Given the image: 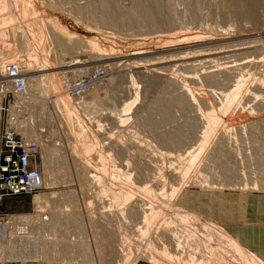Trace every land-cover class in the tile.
Wrapping results in <instances>:
<instances>
[{
  "label": "rangeland",
  "instance_id": "374dc122",
  "mask_svg": "<svg viewBox=\"0 0 264 264\" xmlns=\"http://www.w3.org/2000/svg\"><path fill=\"white\" fill-rule=\"evenodd\" d=\"M30 1L36 5L37 9L38 6L40 7V14L47 15L51 21L59 23L76 37L97 41V44L102 46H99L102 50L111 51V56L94 59L87 52H82L86 49L81 43L79 46L77 43H71L70 50L68 49L70 52L65 59V63H69L70 66L71 62L76 60L82 63L80 68H85L87 71L92 70L89 74H86L88 72L83 73L82 77L90 78L93 73L105 69L107 83L97 91V93L99 92L102 95L99 101V105H101H98V108L101 110L96 111L97 113L94 116L92 115L93 117L86 116L85 113H81L78 109L75 111L78 116L77 121L71 118L70 120L65 119L60 109H54V100L57 101L55 99L57 95L50 90L48 94H45V97L44 93L39 92L38 88V91H30V99L28 96L24 98V107L17 109L12 107L9 112L10 115H7L8 117L5 116L2 122H0V151L3 145V140L1 139L3 130L6 126H9L7 122L11 121L10 123L14 124V130L21 138L24 133L27 142L35 143L38 146L40 158L37 167L41 172V176L43 175L42 179L47 181V184L43 185L42 190L36 194L20 196L10 200L3 199L0 213H7L9 216H11L10 214L14 216L17 214L29 215V217L33 216L34 220L30 222V231L34 229V232L30 233L29 236V239H32L31 241L33 242L16 244L12 250V254H15V257H12L11 252L4 251V248L0 250V264L17 262L21 264H84L86 257H82L81 254L77 255L74 252V248L76 247L75 250H77L79 246H81V248H78L79 250L88 251L87 264H117L121 259L120 257L127 252L123 250L125 253H121V249L125 247L130 252V262L136 259L135 264L138 262L159 264L145 257V252L149 250H158L160 252L165 249L173 256H178L175 254V250H178L177 252L185 260L187 259L188 251L191 255L196 254L198 257H201L199 251L186 246L184 243L183 234L180 231H182L181 227L185 225L194 228L197 234L201 236L206 235L207 231H211L212 236H214L213 238L222 233L229 236L243 252H248L240 246L238 239L230 235L219 222L205 217L201 212L196 210L195 200H201L204 193H234L233 197L235 199L229 201L230 208L244 210L247 195L251 193H264V166L262 167L256 159L261 153L264 155V108L255 105L258 101L255 103H253L254 101L247 102L245 100L247 97H244L245 99L241 98L240 104L244 102L243 105L245 106L241 105L240 107V105L236 104V107L232 108L233 111L231 108H228L227 111H223L222 109L225 105L222 96L227 95L232 90L231 87L236 81V78L233 77H236L239 73L243 74V72L246 74L247 71L250 77L246 87L250 90L252 89L255 96L264 100V91L263 93H259L256 88L254 89L255 85H257L255 83L258 81L264 85V0H245V3L249 4L250 9L247 16L243 14L239 15V13H242L240 10L239 13H236L238 11V4L234 3L237 0H171L172 3L166 0L171 4L169 7L165 0H158V2L157 0H149L151 2L154 1V4L157 2L158 5L156 4V7L160 9L159 14L162 15V19L165 20L167 18L169 20L167 25L153 29L146 25L139 28L136 24L120 29L119 22L111 23L110 26H102L97 21L96 24H93L91 20L94 19H91L90 16L85 17L81 12L82 9L93 7V5L96 7L99 0ZM132 2L133 0H117L118 4L116 3V5L124 11L130 9ZM45 3L55 4L56 6L54 7L53 5V8L51 6L47 7ZM239 4L241 7L240 0ZM99 8L97 9L99 10ZM98 10L97 14L101 16L100 10ZM90 11L93 14L94 11L91 8ZM6 13L9 14L8 12ZM19 22L18 19L14 21L15 24ZM9 34L6 36L10 37L11 35ZM7 37L4 36V38ZM240 44L243 46L241 47ZM6 46L17 51L24 48V45L20 41L10 38L9 41H6ZM53 46H50L51 59L57 53L56 47H54L56 50L52 51ZM2 47L3 43L0 41V48ZM2 52L0 51V54ZM36 56L39 58L37 54ZM242 60L246 63H251L250 61H252V65L262 60L259 64H262L263 67L259 66V64L255 66L250 65L243 68L244 71L241 69L242 72H239L241 70L238 72L233 71L235 73L233 75L235 76L232 77L230 75L229 79H225L221 75V80L219 78L220 75H217L218 80H215V84L217 81L219 82L216 85H212V81H205L202 77L201 73L204 71L203 69L206 70L203 74L207 73L208 68L211 66L210 63H212V69L210 68L209 72H216L214 71L215 68L219 72L222 70V67L226 69L239 66V62L244 63ZM33 63L37 62L34 60ZM184 64H188L189 66H185ZM231 64L236 65L229 67L228 65ZM31 65L36 66L37 64ZM218 67L221 70L219 69L218 71ZM71 68L65 69L59 66L54 71L62 72L61 76L64 78L66 77H63V73L66 75L65 71L68 70L71 74L74 73L73 68L69 70ZM54 71L40 72L26 76V78H37L42 74ZM183 75H185L183 78L194 76L196 78L195 83L192 81L188 82V78H185L188 80L183 79ZM71 79L73 80V78ZM171 79L175 80L171 81ZM63 80L66 81L65 79ZM37 81L39 80H34L33 84L40 85ZM65 83L68 88V94H66L71 98L69 86L67 82ZM66 87L63 89L64 92H67ZM185 90L187 95L189 94L188 96L195 102V106L192 108L187 106L184 109L172 106V109L169 111L171 116L168 119V124L166 121L165 123L162 122L160 113L157 114L156 112V110H159L157 108L160 107L157 105L160 102L159 99L161 97L169 99L170 97H178ZM49 93H53V95H49ZM12 101L5 99V102L1 103L6 107ZM70 102L73 104L72 98ZM255 106L258 108H255ZM12 109L18 111V114L15 117L13 116V118L11 117ZM199 113L201 114L199 116L201 118L198 117ZM211 113L214 115H211ZM207 114L212 117L216 115V119L222 122L220 126L225 124L224 126L227 128L226 132H228L227 135L230 137V140L227 141L228 143L224 142V146L227 149L231 148L237 154L235 156L232 152L231 168L236 175L238 174L236 177H239V179H236L235 176V182L233 177L231 178L233 182L230 181V178L225 179L219 167L216 164H211L208 169H202L197 175H194L195 179L190 175L192 176V180L188 178L185 181L187 186L190 180L192 184L193 182L195 183L191 184L192 187L188 188L184 186L186 185L185 182L183 184L181 181L168 178L167 176L172 171H170L171 167L172 169H177V167L180 169L182 167L175 160L177 155H182L183 158L186 151L194 152L198 149L197 147L201 140L199 136L202 135L199 133L205 127V124L201 121H203L202 118L205 115L204 119H207ZM149 118L153 122H159V124L156 122L158 124L156 126L159 128H156L157 130H154V132L160 135V137L156 138L158 135L152 131L153 129H151V134L148 133V129L150 128L144 127L145 120H149ZM162 120L164 121V119ZM245 126L248 127L245 129ZM27 128H31L29 134L26 131ZM73 129L83 130L91 141L95 142V144H92L93 146L91 145L88 154L85 153L82 156L79 152L81 155L77 154L78 156H75L70 152L72 145L75 143V140L69 136ZM219 129L221 128L219 127ZM178 130H180L179 133L183 131L185 134L182 133V138L185 136V139H181V141H184L183 143H171L172 146L169 143L161 141L160 138L163 137L161 135L169 132L167 135L169 136L171 132H178ZM240 130H244V132H239ZM132 138L137 139L135 145L130 144ZM158 138L160 141H158ZM218 140L219 137L212 139L211 142L214 141L213 143L215 144ZM211 142L207 146L212 144L213 146L210 147L212 151L214 144ZM164 143L165 145H163ZM207 146H205V149H207ZM45 149L52 152H45ZM205 149V154L202 151L203 156H199L196 164L205 163L203 159L209 153H206L207 150ZM47 156L48 159H46ZM63 156L64 162L70 166L68 170H63L61 163L58 162ZM51 157L56 161L50 162L49 159ZM138 162L141 164L137 165L139 164ZM76 164L90 165L91 167L86 165L89 169L86 172H90L91 175L94 173L100 181L91 182L85 179L83 175L86 172H78L80 168L77 169V167L73 166ZM198 168L200 167L197 165L196 169L198 170ZM137 170L142 171L140 173ZM109 171H111L110 174ZM158 173H162L161 176L164 177L167 185L165 189L159 188L155 192L158 195L162 191L164 195L155 201L156 197L152 198L153 195L135 192L131 194L132 200L130 204L141 209L148 204L150 205L151 202H153V204L151 203L153 207L158 205L157 223L169 224L172 232L175 230L182 236L180 242L184 246L178 248L175 247L172 240L162 242L161 240L151 239L150 237H153L151 232H147L149 237H142L140 232L144 228L143 218L141 221L131 219L130 222L127 219V206H130V204L125 202L124 193L127 191V186L124 176L130 177L132 184L137 187L143 185L147 180H151L150 183L148 182V186L154 190L158 187L154 182V179H157L156 176H159ZM239 175H241V179ZM51 193L55 196L54 198L51 197ZM64 196L73 197L75 202L70 205L64 204L62 202ZM147 216L150 217L151 214L147 213ZM178 217L184 218L187 223L184 224L179 220H175ZM58 218L61 220L60 224L57 223L58 226L45 225V223L53 222L58 220ZM73 218H75V222L80 224L81 229H76L73 226V228L71 226L68 227L66 226L67 224H64L67 219L70 221L69 219ZM173 221L174 223L170 224ZM18 222L21 223V221ZM72 224L70 222L69 225ZM42 226L44 229L41 228ZM214 231L217 232L214 233ZM106 233L110 234V238L107 241L104 240L103 236ZM122 235L127 237L121 239ZM34 241H36V244ZM124 242L126 245H124ZM190 244L196 247V243L193 241ZM57 247L60 250L70 248L68 250L72 254L70 253L69 256L67 252V259L64 256L59 258L56 252H54V250L58 249ZM200 247L201 245L197 248ZM42 249H45L46 255L44 257L40 256L42 255ZM7 258H11L10 261ZM160 264L164 263L160 262Z\"/></svg>",
  "mask_w": 264,
  "mask_h": 264
},
{
  "label": "bare ground",
  "instance_id": "6f19581e",
  "mask_svg": "<svg viewBox=\"0 0 264 264\" xmlns=\"http://www.w3.org/2000/svg\"><path fill=\"white\" fill-rule=\"evenodd\" d=\"M148 1L149 0H133V2L131 3L130 9L122 11L116 5L117 0H99L98 5L100 8L97 7L98 5H96V7L99 8L101 16H99V14H97L98 9L94 5H93V7L92 6L90 7L94 11L93 14L90 11L89 7L82 9L81 13L83 15H85V17L90 16L91 19L93 18L95 20V21L91 20V22L93 24H96V21H97V22H100L102 26H105V25L110 26L111 23H118L119 22L120 29L125 28V26L130 27V25H133V24L138 25L139 28L141 26H145V25L150 26V27H152V29L167 25L169 23V20L167 18H165V20L162 19L163 18L162 15L159 14L160 9H158V7H156V4L158 5V3H157L158 0H157L156 4H154L155 3L154 1L153 2H151V1L148 2ZM169 1H171V0H169ZM167 3H166V5H167ZM169 3H172V1ZM169 3H168V7H169V5H171ZM240 3H241V7L239 4V0H237L234 3V4H238V6H237L238 11L236 13H239V10H240V12H242V13L241 14L239 13V15L243 14L244 16H247L250 12L249 11L250 10L249 4H246L245 0H240ZM163 4H165V3L163 2ZM53 5H54V7L56 6L55 4L51 5L49 3H47L45 6H47V7L51 6L53 8ZM51 7H49V8H51ZM39 8L40 7L38 6V9H37L36 5L32 4V2L30 0H0V41H2V43H3V47L0 48V51H3L0 54V97H1L0 98L1 99L0 100V122H2V120L4 119L5 116L10 115L9 112H10V109L12 107H15L16 109L24 107L25 106V101H23L24 98H26V96H28L30 99V95H29L30 91H38V88H39V92H43L45 97H46L45 94L46 93L48 94V92L50 90L55 95H57L55 97V99H57V101L53 99L54 103H55L54 109H57V110L60 109L61 112L63 113V116L65 119L70 120V118H71L72 120L77 121L78 116L75 113V111H77L78 109L81 113L82 112L85 113L86 116H89V117L92 115L94 116L95 113H97L98 111L101 110L98 107L101 105V104L99 105V101L101 100L102 95L99 94V92L97 93V91L99 88L105 86L107 83V81L105 79V77H106L105 69L103 68L104 74L100 75V77H99V79L101 80L100 82L99 81L96 82L90 78H86L85 76L82 77L83 73L88 72L86 74H89L90 72H92V70L87 71L85 68H83V69L80 68V65L82 64L80 61L73 60L71 62V66L74 69V71H73L74 73L71 74L67 70V71H65L66 75H64V73H63V77L66 76L64 78H62V76H61L62 72H55L54 70L58 69L59 66L64 67L65 69H68L69 67L71 68L69 63H65V59L67 58V56L70 52L69 48L71 47V45H70L71 43L72 44L77 43L78 46L81 43V45L86 49L82 52L83 53L87 52L94 59L95 58L99 59L100 57L105 58V57L111 56L110 55L111 51L102 50V48H100L102 46L98 45L97 41H95L93 39L87 40L85 38L82 39V38L76 37L75 35L70 33L68 30H66L64 27H62L59 23H56L55 21H51V19H49L47 15L44 16V15L40 14L41 12H40ZM43 10H44V8H43ZM6 12H8L9 14H7ZM192 12L194 13L193 10H192ZM244 16H243V18H245ZM17 19L20 22L18 24H15L14 21ZM5 30H7L10 34L7 31H6L7 32L6 33ZM8 34L11 36L7 37L6 35H8ZM4 36L7 38H4ZM9 38L12 40L20 41V43H22L24 45L23 50L17 51L14 49H10L8 46H6V41L7 40L9 41ZM52 45H54L52 51L56 50V49H54V47L57 48V50H56L57 53L53 59H51L52 57H50L52 55V54H50L51 53L50 49H51ZM237 45H239V44H237ZM244 45H246V44L244 43ZM240 46H241V44H240ZM251 46H253V45H251ZM250 49L252 50V48H250ZM52 53L54 54V52H52ZM112 53H113V51H112ZM36 54L39 56V58L36 56ZM34 60L37 63H33ZM240 60H241V58H240ZM260 61H262V60H260ZM250 62L251 63L239 62V64H240V65L238 64L239 66H235L234 68H232V67L226 68V69H223V67H222V70L218 67V71H219V69L221 70L219 72H217V70L214 66H213L215 68L214 71H216V72H213L211 70H210L211 72H209V69L212 66V63H210L211 66H210V68H208V72L207 73L205 72V74H203V72L206 71L205 69H203L204 71H202L201 74H202V77L204 78L205 81L207 80L209 82H211V81L214 82V83L211 82V84L213 85V84H215V80L216 79L218 80L217 75H220L219 78L221 77V75H223V78L229 79L228 77H230V75H232V77L235 76V75H233V73H234L233 71L238 72L239 70L246 68V67H249L250 65L255 66V65L259 64V62H257V63L252 65V61H250ZM31 64H37V65L32 66ZM184 65L187 66L188 64H184ZM234 65H236V64H233V65L231 64L228 66L230 67V66H234ZM196 66H198V65H196ZM259 66L263 67L262 64L261 65L259 64ZM256 67H258V66H256ZM11 68H14V69L12 70ZM72 68L69 70H72ZM48 71H54V72L42 74L40 77H37V78H34V77L26 78V76L38 74L40 72H48ZM243 71H244V69H243ZM239 72H242V70ZM247 73H248V71H247ZM247 73L246 74L244 72H243V74L239 73V74H237L236 77H233V78H236L235 79L236 81L233 80V81H235V83L231 87L232 90L230 91V93H228L227 95L224 94L225 96H222L223 93L221 94V96L223 97V100H224V104H225L222 108L223 111L224 110L227 111L228 108L232 109L236 104L238 106L240 105V107H241V105H243L244 102H241L242 104H240V100H241V98L245 99L246 97L247 98L245 100L247 102H253L254 101L253 103H255L256 101H258V103L255 105L264 108V100L261 98H258V96H255L253 93V90L252 89L250 90L246 87L247 81L250 77V75H248ZM184 76L185 75H183L182 78ZM192 77H194V76H192ZM192 77L186 76L185 78H188L189 80L185 79V78H183V79L188 80V82L192 81L195 83L196 78L195 77L192 78ZM71 78H73V80ZM63 79H65L66 81H64ZM34 80H39L37 82H39L40 85H34L33 84ZM174 80L171 79V81H174ZM18 81H21V82L18 83ZM65 82H67V85L69 86V94H71L73 104L70 102L71 98L69 97V95H67L68 94V88L66 87ZM218 82L219 81H217V83ZM255 84H257V85H255L256 87H254V89L256 88V90H258L259 93H263L264 85L260 81L256 82ZM209 85H210V83H209ZM65 87L67 88V90H66L67 92H64V90H63ZM93 90H95V91H93ZM53 93H51V94L53 95ZM51 94L49 93V95H51ZM188 95H187V92L185 90V91H183V93L181 95H179L180 97L179 96L178 97L176 96L174 98L170 97V99L167 97H165V98L161 97L159 99L160 100L159 104L157 103V105L160 106L157 108L159 110H156L157 114L160 113L159 115H161L163 117L162 118L160 116L161 121L164 123L166 121L168 124V122H169L168 119H170V116H171L169 111H170V109H172L171 108L172 106L173 107L177 106L180 109L181 108L184 109L187 106L191 107V108L194 107L195 102ZM51 97H54V96H51ZM5 99L7 101L13 100L14 103H13V101H12V103L9 102L8 106L5 107L1 103V102H5ZM157 102H158V100H157ZM243 106H245V105H243ZM239 108H238V110H239ZM255 108H258V107L255 106ZM16 109L11 110L12 111L11 112L12 118H13V116L15 117V115L18 114V111ZM232 111H233V109H232ZM245 111H246V108H245ZM41 112H42V110H41ZM212 114L213 113H211V115ZM211 115L207 114V119H204L206 117V115H205V117L203 116L204 118H202L203 121H201V122L203 124H205L204 125L205 127H204V130L201 133H199L202 135L199 136V139H201V140L199 142V146L197 147L198 149H196V151H194V152L193 151L192 152L186 151V153L184 154L185 156L183 158H182V155H177L175 160L179 163L180 166L182 165L183 168L181 167L179 169L176 166L178 171L180 170V172H178L177 169H175V168L172 169V167L170 166L171 167L170 171L171 170L172 171L169 172V174L167 176L168 178L179 180L184 184V182L187 181L188 178H191L192 176L194 178L195 177L194 175H197L200 172V170L208 169L211 164H213V165L216 164L219 167V170L225 176V179L230 178V181H232L234 179V182H235V178L239 179V177H236V176H238V174L236 175V173H234V171L231 168V166H232V161H231L232 158L231 157H232V154L234 153V150L232 151L231 148L227 149L224 146V142L226 143L228 140H230V137H228V135H227L228 132H226L227 128H226V126H224L225 124L220 126V123H222V122L219 121L218 119H216L217 118L216 115H215V117L214 116L212 117ZM199 116H201L200 113H199L198 117ZM199 118H201V117H199ZM162 119H164V121ZM196 119H198V118H196ZM145 121H146V123H145L146 126L144 125V127L150 128V129L147 128L150 132L146 129L148 131V133L152 134V131L154 132V130H157L156 128H159V127H157L159 122L156 121L158 123L157 124L156 122H153L152 119H150V118H149V120H145ZM10 122L11 121L7 122V125H9V126H6L4 128L1 139L3 140V138L4 139L9 138V139H12V141L14 143H16V141H15L16 139L20 140L26 148L25 149L26 153L29 155L28 167H30L31 169L36 170L38 172L37 164H39V158H40V153H39L40 151H39L38 146L35 143H31L29 141L27 142V140H25L24 133H23L22 138H21V136L14 130V128H15L14 124L12 125ZM263 123H264V121H263ZM188 126H189V124H188ZM219 127L221 129H219ZM238 127H239V125H238ZM240 127H241V125H240ZM246 127H248V126H245V129H246ZM190 128L192 129V127H190ZM249 128L251 129V127H249ZM30 129L31 128H27V130H26V131H28V134H29V131H31ZM151 129H153V130L151 131ZM202 129H203V127H202ZM252 129H254V128H252ZM180 130H178V132H175V131L171 132L170 133L171 135L169 134V136H167L169 132H167V134L166 133L164 134L165 137H164V135H161V137L163 136L162 138H160L161 141L165 142V143H169V144H171V143L172 144H179L180 142L183 143L184 141H181V139H185L184 138L185 136L182 138V135L184 134V132L182 131V132H180L181 133L180 134L179 133ZM242 131L244 132V130H242ZM242 131L240 130L239 132H242ZM237 132H238V130H237ZM188 133H190V132H188ZM156 135H158V134H156ZM69 136H71L73 138V140H75V143L72 145V148L70 150V152H72L75 156L77 154H79V155L82 154V156H83V154L85 155V153L88 154V152L90 151L91 145L95 144V142L91 141V139L87 136L86 132H84L83 130H80V129H73L70 132ZM216 136H217V138L219 137V140H221V141L218 140L214 144L213 143L214 141L213 142H211V141L214 138L217 139ZM157 137H160V135L156 136V138ZM160 139L158 138V141H160ZM136 140H137L136 138H134V139L132 138L130 141V144L135 145ZM209 142L214 144V147H212V151H211L210 147L213 145L212 144H210V146L208 145L209 148L207 146V144ZM165 143L163 145H165ZM30 146H34V147L30 149L29 148ZM167 146H169V145H167ZM205 146H207V149H205ZM122 148H123V146H122ZM204 149L207 150L206 153L209 152L208 155L205 156L206 157L205 159H203L204 157L202 158L205 163L201 164L202 163L201 162L199 164H196L198 162L197 160H198L199 156L200 155L203 156L202 151L205 154ZM208 149H210V150L208 151ZM2 150H3V145L1 147V151ZM136 150H138V149L136 148ZM44 151L48 152V153L52 152L51 150L46 151V149ZM123 151H124V149H123ZM140 153H138V154H140ZM136 155H137V153H136ZM234 155L236 156L237 154L234 153ZM262 155L263 154L261 153L260 155H258V158H256V159H257V162L260 163L261 166L263 167L264 166V157H263L264 155L263 156ZM0 157H2L1 154H0ZM46 159H48V156L46 157ZM49 160H50V162H54L55 159L53 157H51ZM57 160H59V159H57ZM64 161H65L64 156L60 158V161H58L59 163H61V167L63 168V170L64 169L68 170V168L70 169L69 164L64 162ZM199 161H200V159H199ZM140 164L141 163H139L137 165H140ZM86 165L84 166V165H77L76 164L73 166L77 167V169L80 168V171L76 170L78 172H81V171L86 172L87 170L89 171L87 166L91 167L90 165H87V166ZM197 165H198V167H200V168H198V170L196 169ZM200 165H203V166H200ZM172 166H174V165H172ZM137 171H139L141 173L142 170H137ZM110 172L111 171H109V174H110ZM139 172H137V173L139 174ZM263 173H264V171H263ZM87 174H89V175H87ZM93 174L91 175L90 172H86L85 175H83V176L85 177V179H88L91 182L92 181L93 182H99L100 180L97 178V176H95V174L94 175ZM158 174H159V176L158 177L156 176L157 179H154L155 180L154 182L157 184L158 187H157V189H154V190L150 186H148V182L150 183L151 180H147L146 182L143 183V185L137 187V186H134L132 184V180L130 179V177L128 178V177L124 176V178L126 179V186H127L126 187L127 191L124 193L125 202L130 204V202L132 200L131 194L135 193V192L153 195L152 198L156 197L154 199L155 201L158 198H160L161 196H163L164 192L161 191L160 193H158V195L155 192V191H158L159 188L165 189L166 185H167V183L164 180V177L161 176L162 173L161 174L158 173ZM190 175H192V176H190ZM42 176H41V172L39 170L38 176H37L38 182L37 183L33 182L35 184L30 183L29 186H27L28 189H26L25 193H19L18 192V194H16L15 196L11 195V196L0 197V206L2 207L3 198L5 200L6 199L10 200V199L18 198L20 196L33 195L34 193L36 194L39 191H41L43 188V185L47 184V181L42 179ZM64 176H65V174H64ZM234 176H235V178H234ZM239 176L241 179V175H239ZM153 177L155 178V176H153ZM232 177H233V179H231ZM191 180H192V178H191ZM191 180H190V183L188 184V186H187L186 182H185L186 185H184V186H187L188 188L192 187L191 186V184H192ZM188 182H189V180H188ZM194 183L195 182H193V184ZM116 185H118V184H116ZM118 186H120V185H118ZM187 187H185V188H187ZM51 195H52L51 196L52 198L55 197L53 195V193H51ZM136 195H138V194H136ZM139 195H141V194H139ZM62 202L66 205H70V204L75 202V199H73V197H70V196H64L62 199ZM149 203H150V201H149ZM151 203L153 204V202H151ZM151 203H150V205L148 204V205L144 206V208H142V209L134 206L133 204H130V206L128 205L127 206L128 207V210H127L128 221L130 222L131 219L141 221V219L143 218L144 228L140 232V235L142 237H145V236L149 237L147 232H151L153 235V237H150L151 239H155L158 241L161 240L162 242L163 241L169 242L172 240L173 244H175V247H177V248L184 246L180 242V240H182V236L179 235L175 230H173L174 232H172L171 227H169V224L157 223V215H158L157 211L159 209L158 208L159 206L157 205L158 207L157 206L153 207L151 205ZM19 205H21V204L19 203ZM154 206H155V204H154ZM147 213H150L151 216L148 217ZM10 215L11 216H9V214H7V213H2V212L0 213V250H2L4 248V251H9L12 254L13 253L12 250L15 248L16 244L19 245L21 242H24V243L33 242V241H31L32 239L31 240L29 239V236H30V233L34 232L33 231L34 229L32 231H30L31 230L30 222H32L34 220V218H33V216L29 217V215H23V214L22 215L17 214L15 216L13 214H10ZM113 216H115V215L113 214ZM17 219H18V221H21V223L18 222ZM69 220L70 221H68V219H67L64 222V224H67L66 226H68V227L73 226L76 229L80 228V224L75 222V218L69 219ZM175 220H179L181 223H184V224L187 223L186 220L182 217L175 218ZM22 222H23V224H22ZM60 222H61V220L58 218V220H55L53 222L51 221L49 223L47 222V223H45V225L51 224V226L53 227L54 225L58 226V224H60ZM70 222L73 224L69 225ZM173 223H174V221L170 224H173ZM45 225H43V226H45ZM43 226L41 227L42 229H44ZM181 229H182V231H180V232H181V234H183V238H184L183 241L186 244V246H189L192 249L199 251L201 257L200 256L198 257L196 254L191 255L188 251L187 257H186L187 259L185 260V258L182 257L177 252L178 250H175V254H177L178 256H175V255L173 256L171 253L168 252V250H165V249L163 251H160V252L158 250H155V251L149 250V251L145 252V254H146L145 257L147 259L151 260L152 262H156L159 264H160V262L164 263V264H258V263L264 264L262 261L258 260V258H256L250 252H246V253L243 252L239 247H237L235 245V243L233 242V240L229 236L223 235L222 233H219L217 236H215V238H213L214 236H212L211 231L210 232L207 231L205 233L206 235L201 236L200 234H197L195 229L190 227L189 225L188 226H186V225L182 226ZM212 230H214V229H212ZM216 232L217 231H214V233H216ZM31 235L33 236V234H31ZM109 235H110L109 233H106L105 235H103L104 240H106V241L109 240V238H110ZM124 237H125V235L121 239H125L127 236L125 238ZM21 239H23V240L20 241ZM191 241L196 243V247H193L192 244H190ZM24 243H22V244H24ZM34 243L36 244V241H34ZM124 245H126L125 242H124ZM200 245H201V247H200L201 249L197 248ZM4 246H6V247H4ZM53 246H55V245H53ZM79 247L81 248V246H79ZM57 248L59 249V247H57ZM65 248H67V247H65ZM75 248H74V252H76L77 255L81 254L82 257H86L85 258L86 261H84L85 262L84 264H87L86 262H87V252L88 251L87 252L84 250L81 251L78 248H77V250H75ZM120 248H122V247H120ZM58 249L54 250V252H56V254L59 256V258L64 256L67 259L68 258L66 255L67 252L69 253L68 255L70 256L71 252L68 250L70 248H68L67 250L65 249L66 252H65V250H60V249L58 250ZM61 249H62V247H61ZM44 250L43 249L41 250V253H42V255H40L41 257H44L46 255ZM121 250H122L121 253L124 252L125 250L127 252L125 251L126 252V253L124 252L125 254L122 253L124 255L120 257L121 259L117 262V264H135L136 259L132 260L130 262V257H129L130 252H129V250H127V247L122 248ZM131 255H132V252H131ZM12 257H15V254H12ZM7 259L10 261L11 258H7ZM7 259H6V261H7Z\"/></svg>",
  "mask_w": 264,
  "mask_h": 264
},
{
  "label": "crops",
  "instance_id": "0c3cea01",
  "mask_svg": "<svg viewBox=\"0 0 264 264\" xmlns=\"http://www.w3.org/2000/svg\"><path fill=\"white\" fill-rule=\"evenodd\" d=\"M233 196L234 193H204L201 200H195L194 206L205 217L219 222L230 235L238 239L241 247L264 263V193L247 195L244 210L230 208L229 201L235 199Z\"/></svg>",
  "mask_w": 264,
  "mask_h": 264
},
{
  "label": "built area",
  "instance_id": "2783aa9c",
  "mask_svg": "<svg viewBox=\"0 0 264 264\" xmlns=\"http://www.w3.org/2000/svg\"><path fill=\"white\" fill-rule=\"evenodd\" d=\"M103 74L104 70L97 71L93 73L90 79L100 82L99 77ZM15 141L16 143L12 139L3 138V150L0 160V197L15 196L18 192L25 193L30 183L38 182L39 169L37 172L28 167L29 155L25 151L26 148L20 140L16 139ZM33 147L30 146L29 148Z\"/></svg>",
  "mask_w": 264,
  "mask_h": 264
}]
</instances>
